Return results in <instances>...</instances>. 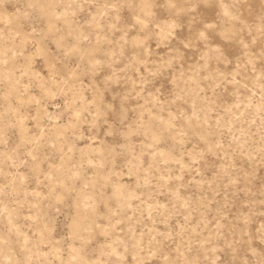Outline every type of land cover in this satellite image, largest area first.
Returning <instances> with one entry per match:
<instances>
[{
	"label": "clouds",
	"instance_id": "1",
	"mask_svg": "<svg viewBox=\"0 0 264 264\" xmlns=\"http://www.w3.org/2000/svg\"><path fill=\"white\" fill-rule=\"evenodd\" d=\"M0 264H264V0H0Z\"/></svg>",
	"mask_w": 264,
	"mask_h": 264
}]
</instances>
